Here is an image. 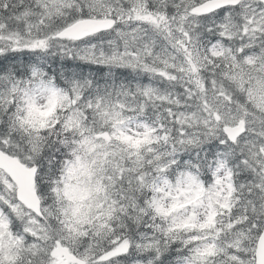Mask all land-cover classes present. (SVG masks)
I'll return each mask as SVG.
<instances>
[{
  "label": "snow or ice",
  "instance_id": "obj_1",
  "mask_svg": "<svg viewBox=\"0 0 264 264\" xmlns=\"http://www.w3.org/2000/svg\"><path fill=\"white\" fill-rule=\"evenodd\" d=\"M0 264H264V0H0Z\"/></svg>",
  "mask_w": 264,
  "mask_h": 264
}]
</instances>
